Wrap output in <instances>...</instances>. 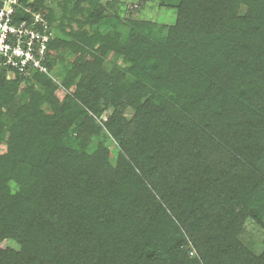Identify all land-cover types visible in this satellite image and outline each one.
I'll return each instance as SVG.
<instances>
[{
    "label": "trees",
    "instance_id": "obj_1",
    "mask_svg": "<svg viewBox=\"0 0 264 264\" xmlns=\"http://www.w3.org/2000/svg\"><path fill=\"white\" fill-rule=\"evenodd\" d=\"M22 1L55 38L51 74L0 76V264H264L240 238L264 229V0H178L172 26L123 0ZM101 102L116 170L88 152Z\"/></svg>",
    "mask_w": 264,
    "mask_h": 264
},
{
    "label": "rangeland",
    "instance_id": "obj_2",
    "mask_svg": "<svg viewBox=\"0 0 264 264\" xmlns=\"http://www.w3.org/2000/svg\"><path fill=\"white\" fill-rule=\"evenodd\" d=\"M111 0H103V3L110 2ZM178 0H123L124 3L121 5V15L122 18H126L129 16V11L132 7H134L136 10L140 12L139 16L140 18H143L145 20H153L158 25H166V26H172L176 23L177 19V9H176V3ZM59 2V0H46V3L51 6H56V4ZM123 26L118 28L119 30L122 29ZM104 32H107L104 30ZM63 55V52H61ZM67 60L69 61L73 57L69 54H65ZM106 70L108 72H112L115 69H123L124 68V58L122 56H119L115 53H109L105 58L104 63ZM60 72V66L57 70L53 72V75L49 77V79L57 86L56 96L60 98V100L65 99L66 96L70 95L72 96L75 93V86L71 87L70 89L67 88L64 85V80L59 76ZM33 84V90L43 94L45 92V87L42 86V84L34 82H22L20 84V95L22 96L23 100L25 102H28L29 95L25 92L26 88H28L30 85ZM104 103H100V107H104ZM46 109V108H45ZM114 109L112 107H109L108 109H105L104 107V113L101 118H98L97 116H94L91 112L93 117H95V120L99 125H101L103 129V134H101L98 137H95L93 139V143L90 144V148L88 152H94L96 151L98 142H101L103 146L108 151V164L110 167H112L113 170H116L119 166V160H120V150L119 145L117 141L106 131V128L104 127V122H107L109 120V117L113 114ZM125 115L130 116L132 114V110L130 108L124 109ZM3 119L9 120L10 117L4 115ZM103 122V123H102ZM8 127V126H7ZM7 127H5L7 129ZM7 150V144L3 141L0 143V153H5ZM17 187L12 183V191L13 193L16 192ZM242 242L250 248L253 252L260 254L264 250V229L261 228L258 224H256L252 219H248L243 227L241 237ZM188 245L186 247V250L188 252V255L190 258H198V254L196 249L193 247L191 241L187 238ZM9 245L12 246V243Z\"/></svg>",
    "mask_w": 264,
    "mask_h": 264
},
{
    "label": "built area",
    "instance_id": "obj_3",
    "mask_svg": "<svg viewBox=\"0 0 264 264\" xmlns=\"http://www.w3.org/2000/svg\"><path fill=\"white\" fill-rule=\"evenodd\" d=\"M22 0H0V76L29 77L47 69L55 38L48 20Z\"/></svg>",
    "mask_w": 264,
    "mask_h": 264
}]
</instances>
